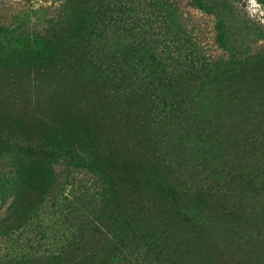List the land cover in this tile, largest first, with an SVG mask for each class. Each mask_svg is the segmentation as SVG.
<instances>
[{
	"label": "trees",
	"instance_id": "1",
	"mask_svg": "<svg viewBox=\"0 0 264 264\" xmlns=\"http://www.w3.org/2000/svg\"><path fill=\"white\" fill-rule=\"evenodd\" d=\"M127 2L65 0L43 31L0 25V234L38 215L64 160L101 201L57 258L264 264V49L234 39L223 0H192L225 55L163 61L124 25ZM152 5L182 53L176 0Z\"/></svg>",
	"mask_w": 264,
	"mask_h": 264
},
{
	"label": "rangeland",
	"instance_id": "2",
	"mask_svg": "<svg viewBox=\"0 0 264 264\" xmlns=\"http://www.w3.org/2000/svg\"><path fill=\"white\" fill-rule=\"evenodd\" d=\"M130 10L124 16V25L149 37L155 52L163 61L185 60V55L215 59L225 55L215 39V17L195 7L192 0H176L183 27L192 42L185 41L182 53L170 30L164 29L163 19L152 5L155 0H127ZM65 0H0V25H12L18 20L27 22L31 29L43 31L49 20L56 17ZM226 16L234 39L245 33L254 50L264 49V0L255 16L251 15L249 0H223ZM129 39L128 32L125 34ZM179 52V53H178ZM7 167L0 161V176ZM57 185L55 193L41 205L37 216L23 227L8 234H0V264L26 257L49 256L46 264H72L73 257L62 255L72 234L82 221L92 219L101 201V190L94 185L88 168H72L64 160L55 163ZM12 198L0 210L5 215ZM71 257V258H70Z\"/></svg>",
	"mask_w": 264,
	"mask_h": 264
},
{
	"label": "clouds",
	"instance_id": "3",
	"mask_svg": "<svg viewBox=\"0 0 264 264\" xmlns=\"http://www.w3.org/2000/svg\"><path fill=\"white\" fill-rule=\"evenodd\" d=\"M249 4L252 6L251 15L255 16V13H256L257 9L260 8V6L257 4V0H249ZM260 16L264 17V12H261ZM260 22L264 23V19H262Z\"/></svg>",
	"mask_w": 264,
	"mask_h": 264
}]
</instances>
